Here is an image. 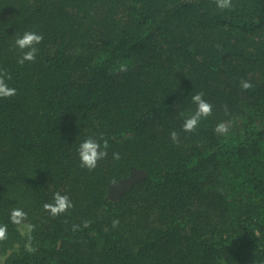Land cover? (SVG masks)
I'll return each mask as SVG.
<instances>
[{"label": "trees", "instance_id": "16d2710c", "mask_svg": "<svg viewBox=\"0 0 264 264\" xmlns=\"http://www.w3.org/2000/svg\"><path fill=\"white\" fill-rule=\"evenodd\" d=\"M24 31L43 39L19 63ZM0 79V264H264V0H0Z\"/></svg>", "mask_w": 264, "mask_h": 264}, {"label": "clouds", "instance_id": "9594fccd", "mask_svg": "<svg viewBox=\"0 0 264 264\" xmlns=\"http://www.w3.org/2000/svg\"><path fill=\"white\" fill-rule=\"evenodd\" d=\"M217 7L219 9H227L231 7V0H217ZM43 39L42 35L37 31H24L19 34L14 39L15 47L22 50V55L19 59V63H24L25 61H34L36 59L37 47L36 45ZM123 67V66H122ZM249 85L244 82L242 87L247 88ZM16 93L14 87L9 86V84L4 80L0 79V97L13 96ZM191 103L195 105V110L187 115L181 125L182 129L186 132H191L195 130L200 124L201 118L208 116L212 111V105L203 98L202 93H196L191 96ZM215 131L220 134H225L228 128L224 123H218L215 126ZM171 138L175 141L177 138V133L175 131L170 133ZM105 146L102 147L101 143L91 136L86 137L79 141L76 147L77 155L80 164L87 169H94L97 165V161L104 158L107 155ZM114 157L118 158L119 154L114 153ZM71 206V202L68 200L66 195L60 193H55L53 196V201L51 203H46L44 207L49 210L50 214L56 215ZM25 215L22 209L14 208L11 211V220L14 222H19L20 219ZM5 236V227L0 226V238Z\"/></svg>", "mask_w": 264, "mask_h": 264}, {"label": "water", "instance_id": "95a60500", "mask_svg": "<svg viewBox=\"0 0 264 264\" xmlns=\"http://www.w3.org/2000/svg\"><path fill=\"white\" fill-rule=\"evenodd\" d=\"M147 176V172L143 169L133 168L130 173L108 186L107 197L109 199H117L132 186L137 180H142Z\"/></svg>", "mask_w": 264, "mask_h": 264}]
</instances>
